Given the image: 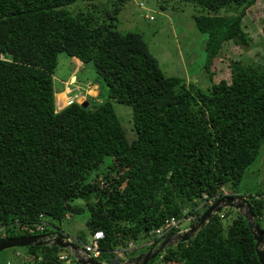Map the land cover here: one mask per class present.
Returning a JSON list of instances; mask_svg holds the SVG:
<instances>
[{"label":"trees","instance_id":"1","mask_svg":"<svg viewBox=\"0 0 264 264\" xmlns=\"http://www.w3.org/2000/svg\"><path fill=\"white\" fill-rule=\"evenodd\" d=\"M182 1L207 36L204 88L168 76L143 34L119 30L128 0H0V240L64 233L62 221L88 212L91 235L104 233L97 259L112 263L119 251L124 262L178 234L168 221L194 217L181 222L186 232L227 197L246 199L264 231V193L238 190L264 148V18H249L264 0ZM247 20L260 27L259 40ZM61 55L81 71L92 64V82L69 80L98 88L59 109ZM117 105L130 108L129 122ZM25 249L32 264H65L70 254ZM148 264L261 263L248 220L226 208Z\"/></svg>","mask_w":264,"mask_h":264},{"label":"rangeland","instance_id":"2","mask_svg":"<svg viewBox=\"0 0 264 264\" xmlns=\"http://www.w3.org/2000/svg\"><path fill=\"white\" fill-rule=\"evenodd\" d=\"M143 4L147 10L142 9L141 6H144ZM146 11L149 12V16L154 17L155 21L149 20V16L146 18ZM194 14L195 9L182 0H128L119 14V30L122 33L138 32L143 34L151 52L157 57L161 69L168 76L184 77L188 75V79L204 88L206 86L204 64L206 62L207 36L199 32L196 28L193 19ZM249 18L253 22L264 18V1H261L259 5L252 10ZM251 20L244 22L247 27L246 30L251 32L253 37L259 40V36L261 35L259 30L260 27H258L257 24L254 26ZM256 61L261 62L257 57ZM216 64L218 68H220V71L224 69L221 68L224 66L220 64V60ZM85 67L83 71L78 70V68H80L78 63L72 62L66 55H61L59 57V65L55 72L56 88L61 91L66 89L64 83L66 80H69L72 73L75 75L79 74V79H84L86 83L92 82L96 77L94 67L92 64H88ZM71 85V87H68L70 94H76L77 85ZM82 89H86V87L83 86ZM94 90L95 88L90 90L91 95H93L92 93H94ZM106 90L105 87L102 88V91H105V95ZM82 96L81 94L77 95L78 98ZM66 98H68L66 93L59 95V103L65 104ZM116 108L117 115L122 123L125 124L129 122V117L131 115L130 108L124 105H117ZM126 126L130 127V124ZM238 190L239 193L243 195H247L248 193L252 195L264 193V148L258 160L245 173L238 186ZM78 204L85 205L79 201ZM208 210L202 209L201 215H205V212H208ZM67 218H69V216ZM234 218L235 214H230L225 224H231ZM88 220L89 213L84 212L62 221L59 226L66 235L82 236V242L88 244V242L92 240V235L87 227ZM262 223L264 224V221ZM144 244L145 241L140 242L137 248L143 247ZM82 245L85 252L83 254H86L87 252L85 251L84 244L82 243ZM148 249L149 248L146 247L136 250L134 257L147 254L150 250ZM14 250L15 249H8L1 252L0 264L33 263L32 260H34V256L27 252V249L18 248ZM128 250L132 251L131 249ZM61 255L66 257L67 254L63 252ZM66 258L65 264H79L71 253L67 255ZM121 258L123 257L117 256L115 253L113 262L118 263ZM129 259L132 258L129 256L128 260Z\"/></svg>","mask_w":264,"mask_h":264},{"label":"water","instance_id":"3","mask_svg":"<svg viewBox=\"0 0 264 264\" xmlns=\"http://www.w3.org/2000/svg\"><path fill=\"white\" fill-rule=\"evenodd\" d=\"M77 81V77L73 76L71 79L72 83ZM74 101V100H71ZM84 107H88L89 103L83 101ZM226 208H233L239 211L246 217L249 222V227L253 233L256 241V252L261 264H264V231L255 223L253 215L251 213V204L247 200L237 197H227L217 201L211 206L206 214L193 226L189 231L184 234L167 237V239L158 247L155 251L150 250L147 254H142L129 260L130 264H148L150 261L155 259L166 247L173 245L177 242H184L196 235L201 229H203L207 222L218 212ZM30 246L36 247H47L54 246L60 247L67 252L71 253L75 260L79 264H107L89 256L85 253L83 248L72 242L62 232H58L56 235L48 234L42 236H21L14 238H7L0 240V253L8 249L27 248ZM14 250V251H15Z\"/></svg>","mask_w":264,"mask_h":264},{"label":"built area","instance_id":"4","mask_svg":"<svg viewBox=\"0 0 264 264\" xmlns=\"http://www.w3.org/2000/svg\"><path fill=\"white\" fill-rule=\"evenodd\" d=\"M90 90L91 89H89L88 91H87V94H89V95H91L90 94ZM59 95H62V94H58L57 95V105H58V108L59 109H62V108H64V107H66L68 104H70V102H72L71 101V98H66V103L65 104H60L59 103V100H58V96ZM86 95V94H85ZM84 97V96H83ZM80 98H82V97H80ZM224 195L225 196H229L230 195V193L228 192V191H224ZM205 198H206V196H205ZM194 220V217H189V218H183V220H180V221H177L176 219H172V220H170V221H168L167 222V232L168 231H170V230H172V229H176V230H178L179 232H178V234H181V233H183V232H185L184 230L183 231H180V225H181V222L183 221L184 222V226L187 224V223H190V222H192ZM38 231H43L44 230V228L43 227H39L38 229H37ZM162 230H158L157 232L159 233V235L160 236H163V235H165V234H163L162 232H161ZM35 232V231H34ZM104 238V233L103 232H101V231H99V232H97V233H95L93 236H92V240L90 241V242H88V244L87 243H83L84 244V248H85V251L87 252L86 254H93L94 253V255H95V257H97L98 256V254H100V250H99V241L101 240V239H103ZM70 241H72V242H74V240H72V238H68ZM80 243V245L81 246H83L82 245V243L81 242H79ZM97 253V254H96ZM61 259H65V257H61Z\"/></svg>","mask_w":264,"mask_h":264},{"label":"crops","instance_id":"5","mask_svg":"<svg viewBox=\"0 0 264 264\" xmlns=\"http://www.w3.org/2000/svg\"><path fill=\"white\" fill-rule=\"evenodd\" d=\"M78 65L80 66L81 65V63L78 61ZM73 77V76H72ZM72 77H71V79H72ZM71 79L69 80V81H67V82H65V84H67L66 85V89L65 90H63L62 91V93L64 94V93H66L67 95H68V98H71V100H76L78 97H77V95L78 94H81V95H83L84 97H86V95H87V90L86 89H82V88H79V87H77V91H76V94H70V91H69V89H68V85H71V84H75V83H72L71 82ZM98 88V85H95V89H97ZM61 93V94H62ZM86 94V95H85ZM93 95L95 94V92L94 93H92Z\"/></svg>","mask_w":264,"mask_h":264},{"label":"clouds","instance_id":"6","mask_svg":"<svg viewBox=\"0 0 264 264\" xmlns=\"http://www.w3.org/2000/svg\"><path fill=\"white\" fill-rule=\"evenodd\" d=\"M78 99H80V98H77L76 100H78ZM85 101V100H84ZM246 200V199H245ZM219 201V200H218ZM191 229V228H190ZM190 229H188V231L190 230ZM187 232V231H186ZM186 232H184V233H186ZM184 233H181V234H184ZM181 234H177V235H181ZM36 236V235H35ZM76 243V242H75ZM77 244H79L80 245V243H77ZM81 246V245H80ZM82 248H83V246H81ZM116 254H117V256H120V252L119 251H116L115 252ZM89 255V254H88ZM100 255V254H99ZM99 255L97 256V257H95V255H94V253L93 254H90L89 256H92V257H94L95 259H97L98 257H99ZM64 257V256H63ZM98 260V259H97ZM129 260H131V259H129ZM129 260H124V262H118V263H114L113 262V260L111 261L112 263H107V264H129L128 262H129ZM102 262V261H101ZM104 263H106V262H104Z\"/></svg>","mask_w":264,"mask_h":264},{"label":"bare ground","instance_id":"7","mask_svg":"<svg viewBox=\"0 0 264 264\" xmlns=\"http://www.w3.org/2000/svg\"><path fill=\"white\" fill-rule=\"evenodd\" d=\"M63 94V93H62Z\"/></svg>","mask_w":264,"mask_h":264}]
</instances>
